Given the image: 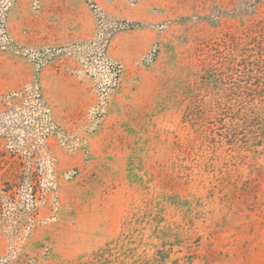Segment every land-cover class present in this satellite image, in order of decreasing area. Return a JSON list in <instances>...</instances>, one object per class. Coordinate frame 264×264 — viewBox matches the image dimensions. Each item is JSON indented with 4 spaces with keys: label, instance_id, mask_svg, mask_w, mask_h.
<instances>
[{
    "label": "rangeland",
    "instance_id": "1",
    "mask_svg": "<svg viewBox=\"0 0 264 264\" xmlns=\"http://www.w3.org/2000/svg\"><path fill=\"white\" fill-rule=\"evenodd\" d=\"M0 264H264V0H0Z\"/></svg>",
    "mask_w": 264,
    "mask_h": 264
}]
</instances>
